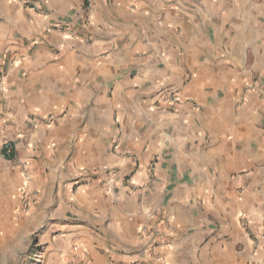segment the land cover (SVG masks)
Returning <instances> with one entry per match:
<instances>
[{
  "label": "crops",
  "instance_id": "crops-1",
  "mask_svg": "<svg viewBox=\"0 0 264 264\" xmlns=\"http://www.w3.org/2000/svg\"><path fill=\"white\" fill-rule=\"evenodd\" d=\"M194 1L37 0L10 13L0 219L26 192L31 221H47L48 264H264V0L248 14L239 0ZM183 63L222 84L201 83L199 110L157 115L147 102ZM256 75L237 112L218 104Z\"/></svg>",
  "mask_w": 264,
  "mask_h": 264
},
{
  "label": "rangeland",
  "instance_id": "rangeland-1",
  "mask_svg": "<svg viewBox=\"0 0 264 264\" xmlns=\"http://www.w3.org/2000/svg\"><path fill=\"white\" fill-rule=\"evenodd\" d=\"M260 1L239 0L238 3L242 11L248 14L252 9L260 8ZM34 3L40 8V3L37 0H0V115L2 105L7 102L6 76L14 62V47L18 42L15 19L12 16L10 17V13H15L18 10H35L37 12L39 8H33ZM194 3L196 6H202L204 2L199 0L194 1L193 5ZM86 18L88 19V17ZM240 18L246 22L249 17H245V19L243 17ZM245 35L248 37L249 32H245ZM177 76L178 78L175 80L173 76H171L172 78H168L166 82H163L161 88L153 93L150 98L151 101L147 102L152 112L157 113V115L180 116L181 107L185 103L190 105L191 108L199 110L203 104L208 102L207 92L201 89V83L222 84L221 80L202 81L201 75L196 72V66H191L190 64H178ZM257 86V75L250 77L240 88L235 87L233 91L230 89L224 90L225 93L222 94V97H219L218 104L228 105V109L237 112L239 107L247 103V100L255 92L254 90ZM214 93L218 94L217 91ZM30 118L37 120L42 126H45L50 125L49 122L53 120L54 115L45 118V116L42 117L39 114H32ZM114 120L115 123H119L118 117L115 116ZM184 121H186L185 118ZM116 125V136L113 144L115 152L120 150L118 145L120 131L118 124ZM1 153L3 155L2 149ZM1 162L8 164L4 160ZM157 164V157L149 161L147 167L150 172L155 170ZM113 169L115 168L113 167ZM26 196V192L21 194L22 202L19 204L18 210L15 209L14 211L17 213L16 215L13 214L8 217H4V215L0 219V264H48L46 254L47 240H45L47 238V221L42 222L41 216L35 221H31L28 213L29 203L26 200Z\"/></svg>",
  "mask_w": 264,
  "mask_h": 264
},
{
  "label": "built area",
  "instance_id": "built-area-1",
  "mask_svg": "<svg viewBox=\"0 0 264 264\" xmlns=\"http://www.w3.org/2000/svg\"><path fill=\"white\" fill-rule=\"evenodd\" d=\"M33 6H34L33 8H35V9L39 8L36 3H34ZM1 149H2L3 153H5L7 155L13 153V145L9 141H4L2 143ZM21 171H22L23 177L28 178V171H27V167L25 166V164H21ZM112 173H113V175H115L116 170L113 169Z\"/></svg>",
  "mask_w": 264,
  "mask_h": 264
},
{
  "label": "trees",
  "instance_id": "trees-1",
  "mask_svg": "<svg viewBox=\"0 0 264 264\" xmlns=\"http://www.w3.org/2000/svg\"><path fill=\"white\" fill-rule=\"evenodd\" d=\"M3 155H4V157L6 158V159H10V158H12V156H13V153H11V154H5V153H3Z\"/></svg>",
  "mask_w": 264,
  "mask_h": 264
}]
</instances>
